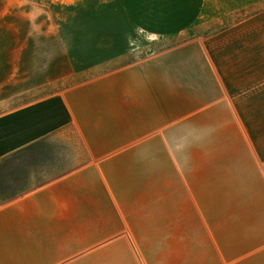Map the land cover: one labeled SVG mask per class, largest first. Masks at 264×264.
<instances>
[{
	"label": "crops",
	"instance_id": "1",
	"mask_svg": "<svg viewBox=\"0 0 264 264\" xmlns=\"http://www.w3.org/2000/svg\"><path fill=\"white\" fill-rule=\"evenodd\" d=\"M17 5L0 264H264V0L57 5L61 53L26 52L22 85Z\"/></svg>",
	"mask_w": 264,
	"mask_h": 264
},
{
	"label": "rangeland",
	"instance_id": "2",
	"mask_svg": "<svg viewBox=\"0 0 264 264\" xmlns=\"http://www.w3.org/2000/svg\"><path fill=\"white\" fill-rule=\"evenodd\" d=\"M57 5L77 6V0H18L16 16L14 15V9H12V11H10V9H7L5 11V14L3 13L2 27L3 32L5 31L7 37H9L11 33L12 37H14L15 34L13 28H7L9 27L8 22L10 21V17H12V22H17L19 28L17 32V52L19 54L18 85H22V82L25 81V76H27V72L24 69L26 61H24L22 58L25 57L26 52H31L35 55L34 61L30 62V64L34 65L35 69L40 68L44 64L41 59L43 54L61 53V45H59V43L53 39H57L58 36L56 33H59L62 30L51 29L53 30V34L51 36L53 37H50L42 35L43 33H49L48 27L44 29L41 28L43 27L41 23L44 20H49L47 15L49 11H53L54 14L58 12L59 7H57ZM54 14H51V16ZM59 15H61V13ZM30 21L35 23V29L33 30V32H31V26H29L30 28L28 27V22ZM46 23H48V21H46ZM31 33H33V35H31ZM27 36L30 39L28 43L33 44L32 46H30V50L28 49V45H26ZM43 37H46L47 39H43ZM48 42H52L53 45H48ZM65 49L67 53L69 52V50H74V48H72L71 46L69 47L67 45L65 46ZM205 238L206 242L213 241L212 237L205 236Z\"/></svg>",
	"mask_w": 264,
	"mask_h": 264
}]
</instances>
